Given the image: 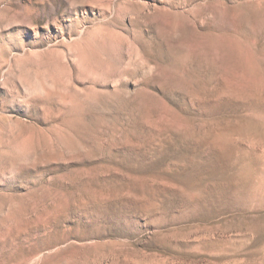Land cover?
Here are the masks:
<instances>
[{
	"label": "rangeland",
	"instance_id": "1",
	"mask_svg": "<svg viewBox=\"0 0 264 264\" xmlns=\"http://www.w3.org/2000/svg\"><path fill=\"white\" fill-rule=\"evenodd\" d=\"M0 264H264V0H0Z\"/></svg>",
	"mask_w": 264,
	"mask_h": 264
}]
</instances>
